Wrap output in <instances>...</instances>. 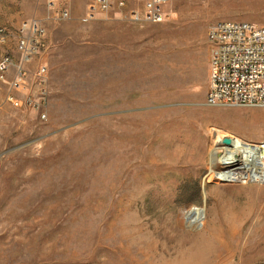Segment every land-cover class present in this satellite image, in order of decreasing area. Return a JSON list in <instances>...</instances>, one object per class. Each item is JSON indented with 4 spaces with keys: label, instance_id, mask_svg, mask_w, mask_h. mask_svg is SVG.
I'll return each instance as SVG.
<instances>
[{
    "label": "rangeland",
    "instance_id": "rangeland-1",
    "mask_svg": "<svg viewBox=\"0 0 264 264\" xmlns=\"http://www.w3.org/2000/svg\"><path fill=\"white\" fill-rule=\"evenodd\" d=\"M96 1L0 0V55L13 58L0 81V264H264V174L229 181L213 168L219 133L264 142V107L206 102L209 27L264 24V0H170L162 22L120 9L84 21ZM30 21L44 33L25 60ZM44 86L46 118L7 100L39 101Z\"/></svg>",
    "mask_w": 264,
    "mask_h": 264
},
{
    "label": "built area",
    "instance_id": "built-area-1",
    "mask_svg": "<svg viewBox=\"0 0 264 264\" xmlns=\"http://www.w3.org/2000/svg\"><path fill=\"white\" fill-rule=\"evenodd\" d=\"M67 1V0H66ZM170 0H139L130 6L131 0H97L91 5L84 21L97 17L100 12L113 9L123 10L131 20L142 22H162L169 18L172 9ZM69 9L63 7L62 17L69 16ZM22 34L17 40V49L25 60H29L36 51V37L44 33L38 22L22 24ZM10 37L8 28L0 24V43ZM209 78L206 102L209 105L264 107V24L249 20L221 19L215 21L208 30ZM13 58L9 53L0 55V81H5ZM27 71L19 66L12 89L18 90L25 81ZM37 76L41 84L47 80V65L41 64ZM47 90L42 88L41 99L35 100L29 95L24 101L12 92L7 100L15 106L35 107L40 117L47 114L41 109L46 101Z\"/></svg>",
    "mask_w": 264,
    "mask_h": 264
},
{
    "label": "bare ground",
    "instance_id": "bare-ground-1",
    "mask_svg": "<svg viewBox=\"0 0 264 264\" xmlns=\"http://www.w3.org/2000/svg\"><path fill=\"white\" fill-rule=\"evenodd\" d=\"M226 133H219L213 151L214 172L221 180L255 179L264 174V142H247L237 136H229L232 143L227 144Z\"/></svg>",
    "mask_w": 264,
    "mask_h": 264
},
{
    "label": "water",
    "instance_id": "water-1",
    "mask_svg": "<svg viewBox=\"0 0 264 264\" xmlns=\"http://www.w3.org/2000/svg\"><path fill=\"white\" fill-rule=\"evenodd\" d=\"M224 142L227 144H230V143H232V138L231 137H225Z\"/></svg>",
    "mask_w": 264,
    "mask_h": 264
}]
</instances>
